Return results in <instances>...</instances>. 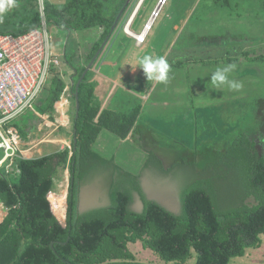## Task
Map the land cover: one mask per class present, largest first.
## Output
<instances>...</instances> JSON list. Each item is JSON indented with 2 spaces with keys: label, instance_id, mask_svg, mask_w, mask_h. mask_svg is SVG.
<instances>
[{
  "label": "trees",
  "instance_id": "trees-1",
  "mask_svg": "<svg viewBox=\"0 0 264 264\" xmlns=\"http://www.w3.org/2000/svg\"><path fill=\"white\" fill-rule=\"evenodd\" d=\"M113 1L116 6L107 20L104 12L101 13L105 10L104 0H65L62 4L45 1L46 22L65 29L71 39L74 32L95 27L104 28L108 35L127 0ZM17 5V11L1 23L10 28L0 27V34L23 35L41 26L39 0H18ZM65 50L64 63L78 72L80 67L73 66L68 45ZM257 58L264 60V56ZM56 70L60 71L52 68L50 73ZM88 77L85 75L78 87L79 111L78 118L74 119L76 142L71 159L68 160L67 149L39 158H20L15 162L20 170L18 176L0 173V199L7 209V216L0 223V264H188L194 256L195 264H229L233 259L244 257L248 250L261 247L264 153L261 155L256 146L264 145L263 134L240 133L223 156L227 157L231 151L236 153L234 164L239 162L242 185L246 189L244 195L240 193V203L230 210L218 208L216 193L208 191L204 179L188 186L181 198V213H172L148 199L139 177L133 176L127 177V184L119 182L111 187L110 206L79 213L78 179H83V169L93 154L91 146L98 134L105 128L125 139L137 117L136 113L121 118L106 113L94 122L98 105L91 103L93 86L87 81ZM54 83L58 89L48 96L49 111L60 102L59 93L65 87L60 79H55ZM68 161V211L62 224L59 218L65 217L67 203L65 206L57 204L50 194L57 185L60 167ZM234 164L231 165L236 168L238 165ZM134 195L140 196L143 202L144 209L140 213L130 208ZM249 199L252 201L248 202ZM51 203L59 218L53 213ZM138 243L146 251L151 250L156 260L138 258L131 248Z\"/></svg>",
  "mask_w": 264,
  "mask_h": 264
},
{
  "label": "rangeland",
  "instance_id": "rangeland-1",
  "mask_svg": "<svg viewBox=\"0 0 264 264\" xmlns=\"http://www.w3.org/2000/svg\"><path fill=\"white\" fill-rule=\"evenodd\" d=\"M45 1H50L53 4H62L65 0H43V3H45ZM104 1L106 3L105 10L101 13L104 12L103 14L107 20L111 16L110 11H113L116 5L113 0ZM115 1L120 2L122 0ZM16 3L18 4V0H16ZM17 6L12 8L6 14L4 19H9L14 11H17ZM159 7L161 8L159 15L154 17V13ZM30 9L32 8L30 7ZM30 9L29 12H31ZM219 17L221 20H219ZM151 21V27L147 30V42L144 48H142V52L144 54L149 52L153 56H161L164 52V47L169 44L170 39L172 40V38L179 33L176 36L177 45L175 47L173 46L171 50H168L165 57L169 65H173L174 58L181 59L185 66L193 63H213V68L215 67V69L231 64L235 65L239 62L240 64L237 65L235 69L237 71L239 70L241 78L238 74H236V70L230 74V78L240 80L242 84L241 93L243 92L245 82L256 79L259 80L258 87L260 92L264 95V60L257 58L259 56H264L263 0H165V2H163V0H130L115 29L111 27L110 33L107 35L104 33V28H92L90 29V32H88V35L86 34V37L80 42L78 47L77 37L75 38V36H73L75 40L71 39V36H68V32L65 29H60L54 25H46L47 30L52 37V47L54 53L58 57L60 56L62 58V52L65 51L66 46L68 45L69 50L71 49L70 60H72L73 66L78 68L79 65L80 68L78 69V72L73 70L72 67H70L69 70L65 67V63L63 61L61 71L64 73L57 70L53 74L50 73L48 83L45 87L46 90L41 93L35 106L31 110L27 111L23 116L15 120L16 130L22 135L21 142L23 145L21 150L25 152L27 158H39L41 156H46L47 154L50 155L67 149L69 150L68 160L71 159L74 151L73 146L75 144V140H73L75 123L74 108L72 107V112L70 113L71 123L67 126H61L59 124L61 127L57 128L58 124L55 121L54 115L56 113V108L52 107L49 112L50 107L47 105L49 94L58 89L57 84L54 83L55 79H60L62 84L66 85L68 83L71 84L69 81L70 79H68L71 78L74 85L77 83L81 71L87 69L92 63L89 71L86 72V76H89L87 81H89L94 74H98L99 67L106 63L104 56L106 57V53L112 45V38L114 37V34L119 37L118 43L121 41L126 42V39H124V31L127 35L133 37L135 33L132 31L139 33L141 29L144 30L147 24L150 25L149 23ZM212 22H214L216 26H212ZM41 26H43L42 17ZM0 27L6 28L5 30L10 28V26H4L1 23ZM128 29L131 33H129ZM114 30L116 31L114 32ZM192 44H196L197 48L195 49V46ZM186 48L189 49L187 50ZM95 54H97V58L93 61ZM130 57L131 56L126 59L127 62ZM182 66L184 65L182 64ZM173 77V71L171 70L169 73V80L171 81ZM169 80L165 83H161L162 86L158 90V95L165 93L163 88L169 89L167 86ZM209 83H211V79L209 80ZM204 85L205 84L201 82L198 85V91L201 92L200 94L202 97H205V99L217 98L218 93H212L208 90L202 91ZM253 87L252 83L247 85V88L244 91L246 99L240 100L239 104L242 109L234 111V113H238L243 120L240 122L242 131L235 132L231 139H236L240 133L245 132L249 135L253 134L254 136L259 134L264 135V96H261V98H263V106L262 108H259V105L256 104L258 96L253 94ZM213 88L217 89L214 86ZM62 90L59 93V96L62 93ZM216 113L222 123L228 122V124L232 125V123H230L232 117L234 119L236 118L233 114V107L230 111L229 109L220 108V110H217ZM48 114H51L53 117L51 116L48 118ZM166 122L165 124H167ZM190 122L193 123L192 120H190ZM246 125L248 128L245 129ZM196 127L197 133L193 132L192 134H185L184 130L187 128L185 124H182L181 128L178 127V132L176 133V138H178V140L175 139V136H172L175 139V142L174 140H171L172 138L167 137L168 135H172V133L167 130L160 131V134L154 135L155 139L158 137L156 140L160 141L157 142V144H163L164 142L171 144L174 147H171L173 149L170 150L176 151L173 155L176 156L174 158L175 161H166L164 165L155 160L153 156H144L145 158L142 159L143 162L141 163L139 161V164L138 161L135 160L136 158L134 153L136 150L123 147L121 149V153L124 154L125 152H128L130 153V156L127 157L128 159H126L125 162H121V159L119 158V161L117 162L119 170H117V168L115 169L117 173L113 170L114 167L113 164H111L109 166L110 168L111 166L113 167L112 170L109 168L111 176L110 179H107L106 172L104 171L106 167L101 165V168L97 170V162L93 161L95 159H90V156L87 161L92 162L84 167L83 179H78V181L79 185L82 184L83 192L95 195L97 201L91 202L87 199L85 202L86 204L84 203L80 205V210L79 206H77V211L79 212L86 209L83 211L84 213L88 211L87 209H91V207H108L107 205L110 200L111 187L119 182L124 185L127 184V177L130 178L136 176L135 172H137L136 170L139 169L140 165L144 167L141 168L140 171L145 172L144 179L142 181L140 180V184L143 183L146 187V197L151 200L154 199V201L159 204L163 203L161 205L167 206L168 208H165L172 213L175 212L171 209H177V207H179V212L181 211V198L183 192L187 190L188 186L197 180L204 179L207 180L206 182L209 186L208 191H210L211 194L216 193V202L220 210H230V208L237 206L241 201L240 193L242 192L244 195L246 189L245 186L242 185L243 178L239 171V162L238 164H234L236 163L237 158L236 153L231 151L227 157H224L223 160L218 162L220 159L218 160L217 158L210 156V141L207 143L206 148L205 144L200 139L202 130L204 132V135L202 136L208 138L207 135L212 134L211 129H208V126H203L202 119L198 120ZM189 132H191V130ZM214 132H218L219 134L223 133L222 138L230 136V133H233L231 132V126L228 130L225 129V126L218 127ZM225 132H228V134ZM65 134H68L69 136V146H59L48 142V139L51 138V136L63 138ZM198 134L199 141L195 143L194 137ZM182 137L189 139V141H187V144L191 145L189 149L188 147H184L187 144H185V140H182ZM214 143L219 144L220 142L215 141ZM180 145L184 148L180 147ZM224 148L225 147H222L221 150ZM256 148L261 155L264 153V145L259 143ZM195 149L198 152H206L207 150V152H209V156H195ZM190 150L193 152L192 155H185L190 152ZM3 155L4 152L0 150V159ZM231 164L238 166L233 168ZM92 165H94V167ZM65 173H67L68 176L66 192L64 195L66 199L69 195L70 185L69 161L67 165H62L60 167L58 174L56 175V181L61 182ZM138 176L139 174H137V177ZM95 177H97V180L93 179ZM98 177H101L102 179ZM132 184L133 183H130L131 186ZM120 189L122 190L123 188L121 187ZM58 191L59 187L57 183V188L55 187L51 194L57 196ZM53 195L52 200L54 199ZM67 201L68 199L63 202L57 201L61 206H65L67 203L65 217L63 220L58 217L61 222H64L67 216ZM251 201L252 199L248 200V202ZM131 206L133 210L137 207L135 204H132ZM131 248L141 260H156V257L153 256L155 254H152L151 250L146 251L143 249L141 243L132 245ZM188 264H195V256L189 260ZM229 264H264V237L260 248L248 250L244 257L233 259Z\"/></svg>",
  "mask_w": 264,
  "mask_h": 264
},
{
  "label": "crops",
  "instance_id": "crops-1",
  "mask_svg": "<svg viewBox=\"0 0 264 264\" xmlns=\"http://www.w3.org/2000/svg\"><path fill=\"white\" fill-rule=\"evenodd\" d=\"M219 20H221L220 17ZM213 25H215L214 22H212V26ZM115 31L116 30H114V32ZM142 31L143 29H141L139 33H136L134 31L132 32L139 35L140 33H142ZM88 32H90V30L75 32L74 36L75 38L77 37V47L80 44V42L86 37V34L88 35ZM178 34L179 33H177L172 38V40L170 39L169 44H167V46L164 47L163 50L164 52L162 53L161 56L166 57L167 51L171 50L173 46L175 47L177 45L176 36ZM124 36L126 42L121 41L120 43H118L119 37L115 36L114 34V37L112 38V45L110 49L107 51L106 57L104 56V60L106 63L103 64V66L99 67L98 74H94L91 77V79L88 81L93 86V93L91 95L92 98L90 100L91 103L93 104L95 103L98 105V114L94 122H98L99 118L106 113L111 114L110 116H115V117L120 116V118L132 117L136 113L137 117L132 125V128L128 136L125 139L120 138L119 136L111 132L109 129L103 128L100 131L95 142L91 146V150H92L91 152H93V154L90 159H95L93 161L97 162L96 169L97 170L100 169L101 165L105 166L106 169L104 171L106 172L107 179L108 178L110 179L111 172H109V168H110L109 166L113 164L114 168L111 166L110 170H112V168L113 170H115L116 168L117 170H119L118 168L119 165L117 163L119 161V158L121 159V162H125L126 159H128L127 157L130 156V153L128 152H125L124 154L121 153V149L123 147L136 150L134 155L136 158L135 160H137L138 163L139 161L142 163L143 162L142 159H144L147 156H151V157L153 156L155 160H157L159 163H162L163 165L165 164L166 161L173 162L175 161L174 158L176 157L173 155L174 152L176 151L170 149H173L171 147L174 146H172L171 144H167L165 142L163 144L160 143L157 144V142L160 141H157L156 139H158V137L155 139L154 135L160 134V131L167 130L172 133V135H168L167 137L172 138L171 140H174L175 142V139L178 140V138H176L178 127L181 128L182 124H185L187 128L186 130H184L185 134L187 133L192 134L193 132L197 133L196 124L200 119H202L203 121V126H208V129L210 128L212 133L211 135L208 134L207 135L208 138H206L202 136L204 135L203 134L204 132L202 130L200 139L205 144L206 148H207V143L210 141V145H209L210 146L209 148L211 149L210 156L215 157L218 160L220 159L218 161L220 162L223 159V156L226 154V150L229 147L230 143L235 139V138L231 139L233 134L235 132L241 131L242 127L240 126V122H242L243 120L239 116V114L236 112L234 113V111L236 110L239 111L242 109L239 105L240 100L246 99L244 91L246 90L247 85L249 83H252L254 86L253 94H256L258 96V98L256 99L257 101L256 104L259 105V108H262L263 106L262 103L264 102V99L261 98V96L264 95L259 90L258 87L259 80L253 79L254 82L252 80H248V82H245L242 93H241L242 90L241 88L237 91L231 90L227 86H221L217 89H214L213 86L209 83V80L211 79V74L214 71H216L215 67L213 68V63H207V64L193 63L185 66L184 62L181 59L174 58L173 65H170L174 77L173 79H171V81L168 78L169 83L167 86L169 87V89L163 88L165 93H163L162 95H158V90L162 86V84L157 82H149L145 74L143 73V70L139 68V63H138L139 59L142 58L144 55H151L149 52L147 54H144L142 52V48H144L147 42L148 34L145 38V42L142 44H138L136 39H134L132 36L127 35L125 31H124ZM192 45L195 46V49L197 48L196 44L195 45L192 44ZM186 49L188 50L189 48ZM65 52L66 50L62 52L61 55L62 58L59 56L61 59V65L64 61L63 57ZM129 56L131 57L127 62L126 59ZM93 58L96 59L97 54H95ZM81 59L84 60L83 58ZM182 64L184 66H182ZM239 64L240 63L238 62L235 65L237 66ZM61 65L60 67L57 68L60 71L62 70ZM65 67H67V69L70 70V67L67 66L66 64ZM133 69H135V71H133ZM85 71L82 75V78L76 84L73 85L71 78H68L70 79L69 81L71 82V84L68 83L64 85L65 87L59 96V100L61 101L62 94L66 88L70 87L71 89V85H73L71 90L74 95L68 98L67 103L63 102L61 104H58L57 102L56 105L54 106L56 108V113L54 115H55V121L58 124L57 128L61 127L62 125L67 126L71 123L70 113L72 112V107L74 108L75 118H78L77 113L79 111V107H77L75 93H76L77 85L81 83L83 77L85 76ZM236 74H238L240 77L239 70L236 72ZM237 81L240 82V80ZM200 82L205 84L202 88V91L208 90L212 93H218L217 98L205 99V97H202V95L200 94L201 92L198 91L199 90L198 85ZM63 104H67L66 105L67 111L64 113L65 115L64 119L66 123H62V121H59L61 117H62L61 119H63L64 117L61 114V110H60ZM232 107H233V114L234 116H236L235 119L232 117L233 120L231 119L230 121L232 125L228 124V122L222 123L220 121V118L217 117L218 114L216 113V111L220 110V108L227 110L229 109L230 111ZM48 115H49L48 118L52 116L51 114ZM190 120H192L193 123L190 122ZM165 122L169 125L165 124ZM59 124L61 126H59ZM222 126H225V129L227 130L231 126V132L233 133H230L231 134L230 136H226L225 138H222L223 133L219 134L218 132L217 133L214 132L216 128ZM246 128H248L247 125L245 126V129ZM190 130L191 132H189ZM73 131H74L73 140H75V128ZM225 133L228 134V132ZM172 136H175V139ZM65 137H67L68 139L69 137L68 134H65ZM194 138H195V143L198 142L199 134ZM182 140H185V144H187V141H189L188 138H184V137H182ZM215 141L220 143L216 144L214 143ZM65 146H69V145H65ZM180 147L182 148L188 147L189 149L191 145L187 144L184 147L180 145ZM222 147L225 148L221 150ZM194 152H195L194 153L195 156L196 155L200 157L209 156V152H207V150L206 152L205 151L198 152L195 149ZM213 152L216 154H214ZM192 153L193 152H191L190 150V152L186 153L185 155H192ZM27 159H31V158H27ZM91 162L92 161H88L87 165H89V163ZM92 166L94 167V165ZM141 168L144 167L140 165L139 169L136 170L139 173L135 172V174L136 176L137 174H139L138 176L139 180L142 181L144 179L145 172L140 171ZM93 179L97 180V177ZM140 185L143 192L146 193L147 191L145 185L143 183ZM78 195L79 197L77 200V206H79V210H80V205L84 204L87 201V199H89L91 202L97 201L95 195L89 194L87 192L86 193L83 192L82 184L79 186ZM110 204H111V200H109V204L107 206H110ZM132 204L133 205L135 204L137 206L135 210H133L131 206L130 208L132 211L138 213L143 211L144 205L140 196L135 195ZM1 206L2 209L0 208V210H3L2 211L3 213L0 214V223H2L4 218L7 216V209L4 207V205ZM163 207H167V206L164 205ZM92 209H96V208L91 207V209H87V210L89 211ZM85 210L86 209H83L79 212L83 213V211ZM171 210H173L175 214L181 213V211L179 212V207H177V209H171Z\"/></svg>",
  "mask_w": 264,
  "mask_h": 264
},
{
  "label": "built area",
  "instance_id": "built-area-1",
  "mask_svg": "<svg viewBox=\"0 0 264 264\" xmlns=\"http://www.w3.org/2000/svg\"><path fill=\"white\" fill-rule=\"evenodd\" d=\"M39 1L43 26L23 35L0 34V150L4 152L0 159V173L4 171L6 175L18 176L20 170L15 162L20 158L27 159L21 150L22 135L16 130L15 120L35 106L51 69L61 65L46 27L43 0ZM142 34H135L138 44L145 42L146 37ZM71 89L64 90L61 100L65 98L68 102V98L74 95ZM51 207L53 211L52 203ZM65 221L60 222L65 224Z\"/></svg>",
  "mask_w": 264,
  "mask_h": 264
},
{
  "label": "clouds",
  "instance_id": "clouds-1",
  "mask_svg": "<svg viewBox=\"0 0 264 264\" xmlns=\"http://www.w3.org/2000/svg\"><path fill=\"white\" fill-rule=\"evenodd\" d=\"M16 6V0H0V23L3 22L6 14ZM138 63L139 68L143 70V73L149 82H167L171 68L165 57L144 55L139 59ZM235 68L236 65L234 64L217 68L216 71L211 74L210 84L216 88L227 86L231 90H239L242 87V84L239 81L230 78V74ZM133 71H135V69H133Z\"/></svg>",
  "mask_w": 264,
  "mask_h": 264
},
{
  "label": "bare ground",
  "instance_id": "bare-ground-1",
  "mask_svg": "<svg viewBox=\"0 0 264 264\" xmlns=\"http://www.w3.org/2000/svg\"><path fill=\"white\" fill-rule=\"evenodd\" d=\"M158 10H160V9H158ZM136 15V14H135ZM135 15H134V17H135ZM158 15V14H157ZM156 15V16H157ZM155 15H154V17H156ZM133 17V18H134ZM153 20H154V18H153ZM151 23H152V21L149 23L150 25H146L145 26V28H144V30L142 31V37H146L147 36V34H148V32H147V30L149 29V27H151ZM128 31H129V33H131V31L128 29ZM134 39H136L135 37H136V35L134 34ZM137 38H138V36H137ZM136 41H137V39H136ZM63 102H65L66 103V101H65V99H63V100H61L58 104H61V103H63ZM67 104H63L62 105V108L60 109L61 110V114L64 116L63 117V119H59L60 121H62V123H66V121H65V115H64V113L67 111V106H66ZM60 113V112H59ZM48 142L49 143H51V144H54V145H68L69 144V140L67 139V137H65V136H63V138H60V137H54V136H51V138H49L48 139ZM46 147V146H45ZM56 147V146H55ZM37 149V148H36ZM26 155V154H25ZM67 178H68V176H67V173H65L64 174V176H63V179H62V181L61 182H57L58 183V187H59V191L57 192V196H55V195H53V194H51L50 195V198H51V200H52V195H53V198L55 199H53L52 201H55L57 204H58V202H63V201H65V200H67V198L65 199V192H66V186H67ZM58 201V202H57ZM67 206V205H66ZM0 208L2 209V206H0ZM2 211L3 210H0V214H2Z\"/></svg>",
  "mask_w": 264,
  "mask_h": 264
},
{
  "label": "water",
  "instance_id": "water-1",
  "mask_svg": "<svg viewBox=\"0 0 264 264\" xmlns=\"http://www.w3.org/2000/svg\"><path fill=\"white\" fill-rule=\"evenodd\" d=\"M129 1L130 0H127V2H126V4H125V6L123 7V9L120 11V13H119V15H118V17L116 18V21H115V23H114V26H113V29H115L116 28V26H117V24H118V21L120 20V18H121V16H122V14H123V12H124V10L126 9V7L128 6V4H129ZM163 2H165V0H163ZM158 9H160L161 10V8L159 7ZM156 10L155 11V13H154V15L156 16L158 13H159V11L160 10ZM132 22V21H131ZM95 60V59H94ZM93 60V61H94ZM92 61V62H93ZM92 64V63H91ZM91 64L89 65V67L86 69V71H85V75H86V72H88L89 71V69H90V67H91ZM78 87H79V84L77 85V89H76V93H75V99H76V103H77V107H79V98H78ZM75 142H76V140H75ZM68 195V194H67ZM67 199H68V197H67Z\"/></svg>",
  "mask_w": 264,
  "mask_h": 264
}]
</instances>
